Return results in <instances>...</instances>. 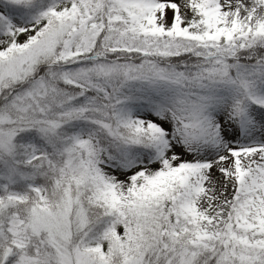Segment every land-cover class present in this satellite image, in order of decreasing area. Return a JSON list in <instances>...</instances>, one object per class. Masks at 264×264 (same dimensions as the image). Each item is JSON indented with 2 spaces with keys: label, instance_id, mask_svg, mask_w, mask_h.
I'll use <instances>...</instances> for the list:
<instances>
[{
  "label": "snow or ice",
  "instance_id": "obj_1",
  "mask_svg": "<svg viewBox=\"0 0 264 264\" xmlns=\"http://www.w3.org/2000/svg\"><path fill=\"white\" fill-rule=\"evenodd\" d=\"M0 264H264V0H0Z\"/></svg>",
  "mask_w": 264,
  "mask_h": 264
}]
</instances>
